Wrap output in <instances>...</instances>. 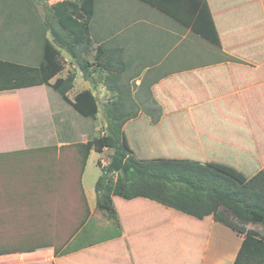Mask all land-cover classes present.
<instances>
[{"label": "crops", "instance_id": "obj_1", "mask_svg": "<svg viewBox=\"0 0 264 264\" xmlns=\"http://www.w3.org/2000/svg\"><path fill=\"white\" fill-rule=\"evenodd\" d=\"M131 1L136 7L115 21L117 31L105 29L96 34L95 30L92 37L95 48L123 50L126 67L119 82L130 87L138 105L131 109L139 110L138 117L123 128V146L132 155L130 146H134L143 161H188L244 183L264 168V0H207L204 27L200 10L204 2H196L200 4L194 19L197 34L180 23L190 11L185 0ZM11 3L2 7L7 21L4 35L27 47L42 41L44 27L42 33L37 28L14 32L13 23L28 21L29 8L26 3L5 0V4ZM200 42L204 43L202 52L205 47L210 55H199ZM60 74L55 77L66 76ZM97 74L103 77L101 81H95ZM77 77L67 93L70 101L79 93H72ZM106 77L105 72L96 71L89 80L83 78L82 91L91 92L98 110L99 102L103 109L115 97L105 84ZM40 87L0 92V238L10 233L19 240L16 253L0 257L14 255L13 259L23 263L18 257L21 248L36 246L38 250L31 255L39 260L37 264L48 263L49 251L51 264H101L108 260L119 264L233 263L242 236L210 217L198 220L148 199L117 196L112 198L114 218L102 211L95 216L94 186L102 174L94 170L99 161L105 164L102 156L108 150L89 152L81 175L88 217L79 232L65 242L68 251L53 255L56 223L60 221L57 207L70 210L77 204L75 200L69 206V197L67 204L61 203L60 169L65 171L74 162L70 160L76 157L75 144L104 135L105 122L102 116L97 124L96 116L91 120L96 125L90 124L77 141L74 117L70 120L72 108L65 101L51 108L46 95L40 102L27 95ZM146 87L154 102L140 105L134 97L145 94ZM154 107L159 108L156 123L144 113ZM44 114L56 121L53 139L44 140V132L36 130ZM162 149L170 159L153 156ZM94 154L96 158H92ZM88 180L92 184H87ZM73 222L69 217L66 223ZM79 235L84 236L83 243L80 236L79 244H73Z\"/></svg>", "mask_w": 264, "mask_h": 264}, {"label": "trees", "instance_id": "obj_2", "mask_svg": "<svg viewBox=\"0 0 264 264\" xmlns=\"http://www.w3.org/2000/svg\"><path fill=\"white\" fill-rule=\"evenodd\" d=\"M13 1L17 4L26 3L29 8L28 2L33 5L40 0ZM94 5L95 0H63L50 6L46 12L51 13L52 20H47L46 32L49 31L52 39L45 37L43 28L41 60L37 66L0 60V92L47 86L84 119H96L99 111L96 99L88 90L79 92L71 101L68 99L67 93L73 87L75 74L55 77L63 70L59 60L60 51L76 63L85 80H89L96 71L105 72V84L115 93L114 99L108 101L102 109L104 135L75 144L73 154L76 157L70 160L74 162H70L69 169H60L59 191L65 198L60 196L61 203L63 201L67 204L68 197L69 206H73L75 200L77 203L81 201L83 212L80 219H76L73 211L76 206L70 210L66 209L67 206L57 207L60 220L56 223L57 232L68 225L64 219L66 216H74L76 224L70 223L68 239L61 241V237L55 238L53 255L68 251L65 242L79 232L88 217L89 211L81 189V175L89 152L102 153L108 150V161L101 167L102 173L107 171V176L105 179L100 176L94 186L97 210L114 218L112 198L117 196L125 200L148 199L198 220L210 217L242 236L232 264H264V234L247 229V225H259L264 229V168L243 183L210 167L188 161L137 160L123 146V128L128 121L138 117L139 110L131 109L138 105L133 101L130 87L119 82L126 67L122 58L123 50L93 46L90 23L94 16ZM47 17L48 14L45 19ZM52 79L53 83L50 82ZM146 89L145 94L134 97L140 105L146 104L143 101L154 102L148 87ZM144 113L153 123L158 121V107L144 110ZM66 185L70 186L69 190ZM73 185L77 186L78 191L73 189ZM73 193L78 194L80 200L75 199L72 203ZM16 251L10 233L0 238V256L14 254Z\"/></svg>", "mask_w": 264, "mask_h": 264}, {"label": "rangeland", "instance_id": "obj_3", "mask_svg": "<svg viewBox=\"0 0 264 264\" xmlns=\"http://www.w3.org/2000/svg\"><path fill=\"white\" fill-rule=\"evenodd\" d=\"M62 0H40L37 3H34L33 5H31L28 2V6L29 8H32L29 11L27 18L28 21H25L23 23H21V21H17L16 23H13V25H15V33H20L22 32V30H30V28H37L38 32L42 33L40 28L44 27V32H45V37L48 40H51V36L49 31L46 32L47 30V26H46V22L47 20H52L50 18L51 13L46 12L49 10L50 6L53 5L56 2H60ZM76 2V0H71ZM201 1L204 2L202 9H200V4L197 5V3H200ZM185 3H187L189 5V12L187 15L182 16V22H180L182 25H184L186 27V29H188L189 31H191L194 34L196 33V23H195V10H197V7H199V9L202 11V18H203V22H202V27H204V22L206 21L207 17V7H208V2L207 0H185ZM10 7V5L12 6L13 4H5V0H0V59L2 60H13L15 62L18 63H23V64H27L30 66H37L40 63L41 60V53H42V47H41V41L37 42V44H34V42L32 43V46H23L21 44L18 43V39L16 38H8L4 35V33L6 32L5 28V23L7 21H5V17L6 15L1 14L2 13V7H6V6ZM168 5V4H167ZM135 5L132 3L131 0H96V12L93 16V19L90 23V35L91 37H93V33L96 30V34L98 33H102L103 30L105 29H111L112 31H117L118 27H114L116 25V20L118 21L120 18H122L123 15H126V13H130L134 10ZM127 13V14H128ZM43 14V15H41ZM48 14L47 19L46 16ZM178 17V19H180V16H175ZM50 18V19H48ZM42 22H43V26H42ZM210 23H211V14H210ZM53 25L54 22H52ZM21 25V26H20ZM25 26V27H22ZM202 35V33H200ZM205 38H207L209 41H206L208 43H210V38L207 37V35H204ZM201 39V36H199ZM204 43L200 42V44L198 45V51H199V55H210L209 53H207L205 47H204V51L202 52V47H203ZM8 58V59H7ZM59 60L60 63L62 64L63 70L61 72V76H65L67 73H73L75 75H77V80L74 84V89L72 92L73 94L76 91H82V87L84 86V82H83V78L80 77V73L78 70V67L76 65V63L64 52L60 51V56H59ZM95 81H101V79H103V77H101L100 74L95 75L94 77ZM51 82H53V80H51ZM46 88V91L44 92V89ZM49 88V89H47ZM72 93H70L69 97H72ZM46 95L47 96V103L48 105L53 108L54 106H56L57 104L59 105H64L63 101L61 99V97L54 92L50 87L47 86H42L40 87V90L37 92H34L32 94H27L28 96H33L35 98H37V101L40 102L41 101V96ZM99 106L100 109L98 111V120L99 122L97 124H100V122H102V106L100 105L99 102ZM74 117V122H75V133H76V138L77 141L79 140V134L81 133H85L86 129L89 128L90 124L96 125V123H94L93 121L89 120V119H84L83 117H81L79 114H77L75 111H73L72 109L70 110V120L73 119ZM104 120V119H103ZM39 128H36V130H39L40 132H44V140H48V139H53V134H54V122L56 123V121H52L48 119L47 114H44V116L42 117V119H39ZM100 135V133H98ZM131 149H133V156L137 159V160H141L143 159V156H141L139 154V152L135 151V148L133 146H130ZM165 149H162V151L159 152H154L153 156L155 155H161L163 159H170V157L167 155V153L164 152ZM106 153H103L104 156L103 157V161L105 162V164H102L101 161L98 162L99 168L98 166L96 167V169L94 170L95 173H97V175L102 174L101 171V166L106 165L109 155H110V151H105ZM167 155V156H165ZM156 157V156H155ZM92 158H96V154H94L92 156ZM91 158V160H92ZM93 165L95 166V163H93ZM91 173L88 174V176H90ZM89 179H93V176L89 177ZM87 184L91 183L89 180L86 182ZM75 191H78L77 186H74ZM75 199L80 200V196L78 194H76L73 197L74 201ZM76 213V219H80V216H82V212H83V208L81 206V201H79V203H77L76 205V210H73ZM95 216L99 214V210H95L94 211ZM70 216H66L64 217L65 220H68ZM72 219H75L74 216L72 217ZM71 221V220H69ZM66 223V222H65ZM76 224V222H73ZM73 225V224H72ZM63 226V225H62ZM68 226V227H67ZM65 228H60V233L57 232L56 230V234L55 237H61V241H64L65 239H68L67 233L70 230V224H68ZM247 228L249 229H253L259 233H264V230L261 226L259 225H248ZM98 233V232H97ZM81 236L82 238V243L84 241L83 239V235H79L76 237V239L73 241V244H79L80 239L79 237ZM98 239V237L96 238ZM60 240V239H58ZM15 243L19 242V240H15ZM47 245H44V249H47ZM41 248V247H40ZM37 247L36 246H30L29 248H25L22 249L21 248V252L19 253L18 257H21L23 260V263L18 262L17 260L13 259L14 255H10V256H2L0 257V264H37L39 260L36 259V257H33V254L35 251H37ZM50 250V249H49ZM41 257V256H40ZM50 257H52L51 252L49 251V253L47 254V262L45 264H51L50 263ZM43 258V257H41ZM103 262H105V260H102ZM109 262V263H108ZM100 264V263H99ZM101 264H119V262H111V260H108L107 263H101Z\"/></svg>", "mask_w": 264, "mask_h": 264}, {"label": "water", "instance_id": "obj_4", "mask_svg": "<svg viewBox=\"0 0 264 264\" xmlns=\"http://www.w3.org/2000/svg\"><path fill=\"white\" fill-rule=\"evenodd\" d=\"M101 176H102V178H103V179H105V178H106V176H107V171H106V170H104Z\"/></svg>", "mask_w": 264, "mask_h": 264}]
</instances>
